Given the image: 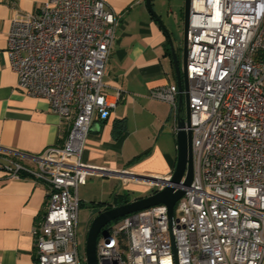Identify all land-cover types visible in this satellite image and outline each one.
Instances as JSON below:
<instances>
[{
  "label": "built area",
  "instance_id": "2783aa9c",
  "mask_svg": "<svg viewBox=\"0 0 264 264\" xmlns=\"http://www.w3.org/2000/svg\"><path fill=\"white\" fill-rule=\"evenodd\" d=\"M117 25L106 0H47L11 20L7 55L19 88L70 123L61 145L24 153L37 166L6 165L12 177L28 173L49 186L48 210L34 227L37 264H85L78 189L90 175L154 191L172 176L83 160L94 119H107L117 103L105 82ZM188 47L193 180L174 184L185 193L172 224L165 204L114 222L98 239L99 264H264V0H191ZM179 95L177 84L150 90L175 114Z\"/></svg>",
  "mask_w": 264,
  "mask_h": 264
},
{
  "label": "crops",
  "instance_id": "0c3cea01",
  "mask_svg": "<svg viewBox=\"0 0 264 264\" xmlns=\"http://www.w3.org/2000/svg\"><path fill=\"white\" fill-rule=\"evenodd\" d=\"M46 1L0 0V264H37L34 227L49 207V186L45 182L28 173L12 177L6 165L19 161L37 166L24 153L39 154L50 146L61 145L70 128L46 99L30 96L19 88V75L11 68L7 55L14 15L18 11L36 12ZM106 2L118 19L105 69V82L117 103L107 119H94L83 160L114 170L173 173L183 106L175 114L170 103L150 96L154 87L177 84L168 34L146 0ZM153 6L172 35L170 15L164 16L159 3ZM116 91H120L118 96ZM81 186V205L91 210L92 220L107 207L121 204L124 194L131 201L154 192L144 183H126L114 175L93 174L79 189Z\"/></svg>",
  "mask_w": 264,
  "mask_h": 264
},
{
  "label": "water",
  "instance_id": "95a60500",
  "mask_svg": "<svg viewBox=\"0 0 264 264\" xmlns=\"http://www.w3.org/2000/svg\"><path fill=\"white\" fill-rule=\"evenodd\" d=\"M149 10L152 15L161 24L162 28L168 34L171 54L173 57L175 72L177 75V84L179 88V103L180 105L186 102V116H183L178 121V158L176 166L173 170L170 179L161 177L164 187L151 193L150 195L131 200L126 203L112 206L99 212L91 222L87 234L85 258L86 264H99L97 255L98 238L101 233L105 236L108 234L106 231L107 225L112 221L119 219L130 213L149 208L157 204H165L168 206L170 223L174 216V208L177 201L184 195L185 190L182 187L176 188L174 184L190 185L194 177V156L192 147V129L190 122V106L188 96V78H187V58H188V26L191 0H184L183 5V20H184V33H183V55L184 67L178 59L177 49L172 35L164 24L161 16L154 9L152 0H146ZM186 98V99H184ZM176 253V248L174 247Z\"/></svg>",
  "mask_w": 264,
  "mask_h": 264
},
{
  "label": "rangeland",
  "instance_id": "374dc122",
  "mask_svg": "<svg viewBox=\"0 0 264 264\" xmlns=\"http://www.w3.org/2000/svg\"><path fill=\"white\" fill-rule=\"evenodd\" d=\"M152 2L153 4L155 2L159 3L160 6H162V8L165 10V14H164L165 17L170 15L169 17L170 28L169 29L172 33V36H173V39L176 45L179 62L181 64V67L183 68L184 67V55H183V33H184L183 5H184V0H155V1L152 0ZM170 11H173V12H170ZM182 115L186 116V102L185 101L183 104ZM150 188H153V187L150 186ZM82 191H83V186H81L79 189L80 199L82 198ZM125 191H126L125 193H129V191L127 190ZM129 195L133 197L134 194L130 193ZM90 211L91 210L88 209V206L86 207L84 205H81L80 214H79L78 245H79L80 254L82 255L83 258L85 257L87 234H88V230L90 228L91 222H92V219L90 218ZM124 251L126 254H128L127 249ZM83 260H86V259H83Z\"/></svg>",
  "mask_w": 264,
  "mask_h": 264
},
{
  "label": "trees",
  "instance_id": "16d2710c",
  "mask_svg": "<svg viewBox=\"0 0 264 264\" xmlns=\"http://www.w3.org/2000/svg\"><path fill=\"white\" fill-rule=\"evenodd\" d=\"M123 196H124V197H123L122 200H121V204L130 201V199L128 198V194H124ZM110 207H112V206H110ZM110 207H107V208H110ZM107 208H106V209H107ZM119 219H120V218H119ZM119 219H116V220L112 221L111 223H109V224L107 225L106 231L108 232L109 229L111 228V225H112L114 222H116L117 220H119ZM101 234H102V233H101ZM101 234L99 235V237L101 236ZM98 239H99V238H98Z\"/></svg>",
  "mask_w": 264,
  "mask_h": 264
},
{
  "label": "bare ground",
  "instance_id": "6f19581e",
  "mask_svg": "<svg viewBox=\"0 0 264 264\" xmlns=\"http://www.w3.org/2000/svg\"><path fill=\"white\" fill-rule=\"evenodd\" d=\"M149 181V180H148Z\"/></svg>",
  "mask_w": 264,
  "mask_h": 264
}]
</instances>
